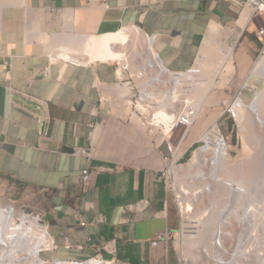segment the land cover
Wrapping results in <instances>:
<instances>
[{"label": "crops", "instance_id": "obj_1", "mask_svg": "<svg viewBox=\"0 0 264 264\" xmlns=\"http://www.w3.org/2000/svg\"><path fill=\"white\" fill-rule=\"evenodd\" d=\"M213 24L236 39L229 79L247 75L261 41L250 10L232 0H0V198L44 212L58 246L47 258L180 264V217L162 177L174 146L156 144L126 104L111 62L73 63L61 57L62 38L137 26L155 33L165 63L182 71ZM202 127L182 142L185 158ZM86 168L94 172L83 186ZM140 200L144 210L125 209Z\"/></svg>", "mask_w": 264, "mask_h": 264}, {"label": "bare ground", "instance_id": "obj_2", "mask_svg": "<svg viewBox=\"0 0 264 264\" xmlns=\"http://www.w3.org/2000/svg\"><path fill=\"white\" fill-rule=\"evenodd\" d=\"M229 30L226 31L222 26L213 24L200 50L198 62L194 63L195 67L177 76L172 99L177 103L174 105L177 112H185L188 106H192L199 118L203 113V103L210 90L229 79L233 71L234 49L224 41V37L230 36ZM148 34L137 26H128L115 32L65 36L62 38L64 51L61 57L76 63L119 62L121 67H119L118 75L123 78L125 73L122 67L126 62L132 66L147 64L150 58H145L147 54L152 55L151 50L156 52V47L152 46V40L149 39ZM144 35L146 42L142 46L139 41ZM151 60L153 61V57ZM219 76L221 82L216 84ZM252 76L264 79V51L250 73H247L242 87L250 83ZM121 87L124 98L127 89ZM254 90L255 101L240 107L237 119L238 126L247 140L245 148L248 157L237 158L231 146L230 152L224 158H222L223 152L213 149L207 159L211 162V166H215L209 168L207 179L202 176L203 179L197 182L200 192L203 193L196 196L189 195V198L183 201L182 207L186 213L183 221L184 230L179 235V239L182 260L186 262L185 264L200 262V264H248L247 262L251 264L250 262L253 263V261H256V264L257 262L264 264V205L260 207V204L264 203V200L260 202L264 199V87L260 90L254 87ZM125 102L129 104L127 100ZM177 112L160 110L155 113L151 123L157 124L156 128L160 131L170 134L175 126ZM221 114L209 124L215 130H218V119ZM209 126L202 129L199 139L203 138V132ZM252 149L254 152L250 153ZM183 152L184 150L180 149L176 157L181 156ZM196 159H201L199 152H195L193 161ZM201 171L197 169L196 173ZM189 172V165H187L175 171L176 178L182 179L188 176ZM3 224L0 214V233ZM255 224L259 228L257 239L262 241V245L257 244L260 249L253 248L252 251L250 248L253 244L249 236L250 232L252 233L256 228ZM219 238L222 247L216 244ZM39 243L27 248L14 244L13 240H7L6 244L0 240V264H27L24 256H29V253L38 256ZM48 245L51 246V241ZM34 261H37L34 264L40 263L37 258ZM48 264L64 263L61 261Z\"/></svg>", "mask_w": 264, "mask_h": 264}, {"label": "built area", "instance_id": "obj_3", "mask_svg": "<svg viewBox=\"0 0 264 264\" xmlns=\"http://www.w3.org/2000/svg\"><path fill=\"white\" fill-rule=\"evenodd\" d=\"M232 1L238 2L243 7L250 10L253 21L256 25L255 33L264 45V0ZM148 36L149 39L152 40V46H154L157 35L155 33H149ZM155 51L156 52L154 53V51L151 50L152 55L147 54L145 57H150L147 64L132 66L126 62V64L122 67L125 76L123 78H119L117 83L127 89V94L124 97L125 100L128 101V105L133 108V111L138 113L148 124L149 132L154 137L156 144L161 145L163 143H167L168 145L172 144L174 146L175 150L172 152V157L168 160L167 168L162 172V177L164 178L166 186L172 193L177 205L180 217V230L176 233L175 240H178L179 235L184 230L183 221L186 212L182 207L183 201L186 200V198H189V195L196 196V194L203 193L200 192L201 189L198 188L197 182L202 180L203 177L207 179L209 168L215 166H211V162L207 159L208 156L211 151L216 148L217 150L223 152L224 156H222V158L226 157L230 152V146H232V137L222 131L223 129L221 128L218 119V130H215L214 127L210 126L206 128L203 132V138H200L197 141L198 144L193 145L194 149L188 159L184 157L185 152L182 153L181 156L176 157V154L181 149L182 142L185 140L190 128L196 123L198 117L192 106H188L185 112H177L174 107L177 103H175V100L172 101L175 91L174 86L177 82V76L180 73L190 71L193 66L187 70H173L168 67L160 53L157 50ZM152 57L153 61L151 60ZM112 64L115 66L116 72L118 73L119 67H121L120 63L116 62ZM245 89L246 86L239 90L238 95L224 108L219 118L227 114L229 118L237 122L239 108L246 106V103H249L245 100ZM160 110L178 113L175 120V126L171 129L170 134L160 131L156 128L157 124L154 125L151 123V120L155 117V113ZM179 126H183L184 131L178 142L174 143L172 140L174 131ZM93 152L94 150L92 148H79L76 151V154H82L91 159L93 157ZM195 152H199L201 159L193 161ZM187 165H189L190 170L188 175L189 177L184 176L182 178L183 180L176 178L175 171L180 170ZM197 169H201V173H196ZM93 172L94 170L92 168H86L82 171L81 181L83 186L90 182ZM217 181H219V179H217ZM147 205L148 200H140L126 205L125 209L141 211L144 210ZM0 214L4 222L1 226L0 233V240L2 242L6 244L7 240H13L14 244L27 248H31L36 243L40 242L38 246V256L33 253H29V256H24V261L27 264H34L37 262L34 261L35 258L40 261L38 264L60 263L61 261L64 264H116V260L114 258L107 259L99 253L91 255L85 259H61L57 257L47 258L46 253H54L58 246L50 232L43 211L21 208L15 199L10 198L4 200L0 198ZM255 227L256 228L252 233L250 232L249 236L254 248L257 247V244L258 246L262 245L257 239V229L259 230V228L257 225ZM162 235L166 237L169 236L167 232ZM50 241L51 246L48 245ZM8 243L10 244L11 242ZM216 244L222 247L220 238L216 240ZM66 247L72 248L73 246L71 243H68Z\"/></svg>", "mask_w": 264, "mask_h": 264}, {"label": "rangeland", "instance_id": "obj_4", "mask_svg": "<svg viewBox=\"0 0 264 264\" xmlns=\"http://www.w3.org/2000/svg\"><path fill=\"white\" fill-rule=\"evenodd\" d=\"M223 27V26H222ZM224 30L227 31V28H224ZM145 35L142 39H140L139 43L144 46L145 42H146V38ZM224 41L227 42L229 45L231 46H235V51H236V39H233L231 36H228L226 38H224ZM263 49H264V45L263 43L260 44L257 55L255 57L254 62L251 64L250 66V70L253 67V65L255 64V61L261 56V54L263 53ZM199 57V56H198ZM198 57L196 59V63L198 62ZM194 66V65H193ZM195 67V66H194ZM250 73V72H249ZM249 75V74H248ZM246 75H241L239 72H237L236 74H234L221 88L219 87H213L210 90L209 93V99L208 101H205L203 103V113L199 116V118L197 119L196 123L191 127V130L197 128V127H202V129H204L206 126H209V124L214 121V119H216L219 114H221V112L224 110V108L233 101V99H235V97L238 95L239 90L242 88L243 82L245 80ZM247 79V78H246ZM246 81V80H245ZM219 82H221V77H217L216 79V84ZM258 90L262 89L264 87V79L261 77H257V76H252L250 79V83L246 86L245 89V100L250 102V101H255V96L256 93L254 92V87ZM252 99V100H251ZM219 124L221 125V128L223 129L222 131L224 133H226L227 135H231L232 137V145H233V152L234 155H237V158L241 157H248V152L245 148V143H247L245 140V136L243 135V133L240 130V126H238V123L234 120H232L231 118L228 117V115H224L221 118H219ZM240 125V124H239ZM178 128H180L179 132L177 135H175V131H174V135L172 140L176 143L177 138L179 137V135L181 134L182 131H184V127L183 126H179ZM177 129V128H176ZM189 134V132H188ZM199 140V139H198ZM195 144H198L197 142ZM194 144V145H195ZM248 144H246L247 146ZM194 149V146L192 147V150L189 154V156L187 157V159L190 157L192 151ZM254 149H252L250 151V153H253ZM186 154V153H185ZM264 199H262L260 202H262ZM260 204V203H258ZM263 204H260V207H263ZM178 232V231H177ZM174 233L173 235V240L176 242V247L178 249L179 252V256L181 259L180 264H185L186 262L184 260H182V251L180 248V239L175 240V236L176 233ZM181 237V236H180ZM178 241V243H177ZM262 241H260L261 243ZM253 246L250 248L253 251ZM255 250L260 249L259 247L254 248ZM196 252V251H195ZM256 262V261H255ZM254 261L253 263L250 262L251 264H256ZM190 263H193V261H190ZM201 263V262H200ZM198 263V264H200ZM249 264V262H247ZM258 264V262H257Z\"/></svg>", "mask_w": 264, "mask_h": 264}, {"label": "trees", "instance_id": "obj_5", "mask_svg": "<svg viewBox=\"0 0 264 264\" xmlns=\"http://www.w3.org/2000/svg\"><path fill=\"white\" fill-rule=\"evenodd\" d=\"M230 144H231V143H230ZM231 147H233V145H232Z\"/></svg>", "mask_w": 264, "mask_h": 264}]
</instances>
